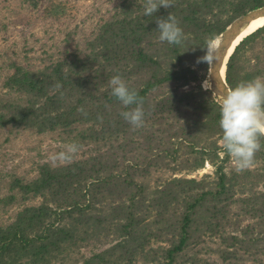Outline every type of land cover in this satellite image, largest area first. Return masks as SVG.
Masks as SVG:
<instances>
[{"label":"trees","instance_id":"trees-1","mask_svg":"<svg viewBox=\"0 0 264 264\" xmlns=\"http://www.w3.org/2000/svg\"><path fill=\"white\" fill-rule=\"evenodd\" d=\"M263 6L264 0H175L174 6L147 17L135 14L139 9L128 4L93 45L98 56L94 83L85 76L90 71L85 63L67 59L38 74L13 77L10 85L32 103L11 107L15 116L10 123L40 134L58 129L68 137L79 133L95 145L96 155L63 168L47 167L35 181L12 178L10 193L0 199L5 209L18 201H43L24 206L15 222L0 227V264H22L25 259L34 264H79L83 259V264H136L157 243L168 245L163 258L174 264L194 239L192 226L202 208L210 215L206 217L219 220L235 203L234 185L244 194L252 191L249 171L229 177L221 167L214 191H199L201 185L192 180L188 200L181 204L176 193L184 195L185 188L175 185L176 180L152 189L138 178L148 179L152 168H163L160 159L169 142L163 127H168L170 141L179 140L178 149L187 150L189 170L203 168L216 150H223L210 138L223 135L218 103L204 88L210 62L200 69L187 68V63L205 55L208 39L217 40L236 19ZM169 13L185 34L181 45L159 40L156 20ZM259 39L264 41V27L245 38L231 56L226 72L231 89L262 76L261 70L246 69L251 62L247 55ZM117 74L143 98L145 124L140 129L133 130L123 119L120 113L130 108L111 95L109 80ZM189 84H196L197 91L180 94ZM89 124L79 132L78 125ZM262 154L264 147L255 159ZM251 201L264 214V194ZM260 227L264 231V224ZM93 243L115 244L87 260L81 250ZM147 264H159V259Z\"/></svg>","mask_w":264,"mask_h":264},{"label":"rangeland","instance_id":"rangeland-1","mask_svg":"<svg viewBox=\"0 0 264 264\" xmlns=\"http://www.w3.org/2000/svg\"><path fill=\"white\" fill-rule=\"evenodd\" d=\"M144 3L145 0H0V199L10 193L9 187L14 176L25 178L27 182L35 181L44 177L42 172L47 167L63 168L96 155L95 145L88 144L89 140H84L79 133L68 137L58 129L40 134L38 130L19 128L10 123L15 116L11 107L15 108L19 104L26 107L32 103L30 96L10 85L11 79L22 73L38 74L67 59V63H85L90 70L85 76L94 83V62L98 56L93 45L105 31V27L122 14L125 6L133 4L139 9L135 14H144ZM254 46L255 49L250 50L247 55L251 62L249 66L246 62V69L261 70L264 76V41L256 40ZM203 56H198L192 64L187 63V68L200 69L204 62L198 61ZM196 87V84L184 85L180 94L196 92ZM204 88H207V81ZM53 90L50 91L51 96L56 93ZM78 126L80 132L91 124ZM163 129L169 141L165 145L167 154L160 159L163 168H152L148 179H144V176L138 178L140 183H148L155 189L176 180L175 185L185 188L184 195L176 193L182 204L184 200H188L192 180L201 185L197 188L199 191L202 188L214 191L219 178L217 172L221 167L229 177L238 174L224 150H216L203 168L196 171L187 169V150L178 149L179 140L170 141L169 132L166 131L168 127ZM210 138L217 146L222 147L221 135L215 133ZM70 143L80 146L74 159L70 163L53 164L50 156L62 151ZM257 157L254 166L245 170L251 173L249 178L252 191L244 194L238 184L234 185L232 189L235 203L229 207L228 213H223L225 217L219 220L206 217L210 215L202 208L196 214L192 226L195 237L178 255L174 264H264V231L260 227L264 224V214L261 206H255L251 201L254 195L264 194V155ZM152 198L153 196L148 200ZM42 201H18L8 209L0 205V227L15 222L17 213L24 206H38ZM155 219L154 216L152 220ZM30 237L33 235L30 234ZM114 244L99 246L93 243L82 248L81 254L90 260ZM153 247L156 248L155 251L140 256L135 263L147 264L148 260L155 258L159 259V264L169 263L163 258L168 245L157 243ZM74 258L76 260L81 257L79 255ZM83 261L84 259L79 264H83ZM22 264L34 263L25 259ZM53 264L62 262L55 260Z\"/></svg>","mask_w":264,"mask_h":264},{"label":"clouds","instance_id":"clouds-1","mask_svg":"<svg viewBox=\"0 0 264 264\" xmlns=\"http://www.w3.org/2000/svg\"><path fill=\"white\" fill-rule=\"evenodd\" d=\"M175 0H145L144 15L151 16L161 7L168 9L174 6ZM159 40L170 45H181L185 38L183 29L179 26L176 16L169 13L167 18L156 20ZM205 55L198 62H211L217 49L215 38L206 41ZM111 95L115 97L128 111L120 115L133 130L140 129L145 124L143 98L137 90L130 88L124 79L114 75L109 80ZM60 88L59 84L55 85ZM220 110L219 127L222 130L221 145L231 158L235 171L240 173L251 169L255 164L256 154L261 151L264 140V76H257L251 81H242L235 88L218 93ZM135 105V107H131ZM98 119H103L98 116ZM80 146L77 143L65 145L62 151L52 154L50 161L70 163L78 154Z\"/></svg>","mask_w":264,"mask_h":264},{"label":"water","instance_id":"water-1","mask_svg":"<svg viewBox=\"0 0 264 264\" xmlns=\"http://www.w3.org/2000/svg\"><path fill=\"white\" fill-rule=\"evenodd\" d=\"M261 18H264V6L252 10L236 19L218 38L219 43L214 53V59L210 62L209 76L207 80L208 86L205 88L212 92L217 103L219 101L218 93H226L227 90L231 89L227 82V76L223 77L221 75V67L234 39L243 30L253 27Z\"/></svg>","mask_w":264,"mask_h":264},{"label":"bare ground","instance_id":"bare-ground-1","mask_svg":"<svg viewBox=\"0 0 264 264\" xmlns=\"http://www.w3.org/2000/svg\"><path fill=\"white\" fill-rule=\"evenodd\" d=\"M262 27H264V18H261L253 27H251V28H249L247 30H243L242 32H240L236 36V38L234 39L233 44H232L227 56L225 57V59L223 61L222 67H221V75L223 77L226 76L228 62H229L231 56L233 55V53L235 52L236 48L240 45V43L245 38H247L251 34L255 33L257 30H259ZM216 41H218V43H219L218 39ZM218 43H217V45H218Z\"/></svg>","mask_w":264,"mask_h":264}]
</instances>
